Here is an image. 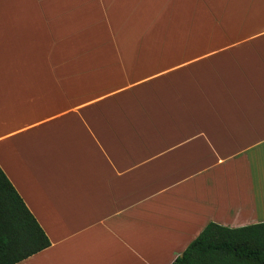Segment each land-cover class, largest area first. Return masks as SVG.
<instances>
[{
	"label": "crops",
	"instance_id": "crops-1",
	"mask_svg": "<svg viewBox=\"0 0 264 264\" xmlns=\"http://www.w3.org/2000/svg\"><path fill=\"white\" fill-rule=\"evenodd\" d=\"M0 169L49 240L16 264L264 221V0H0Z\"/></svg>",
	"mask_w": 264,
	"mask_h": 264
},
{
	"label": "trees",
	"instance_id": "trees-1",
	"mask_svg": "<svg viewBox=\"0 0 264 264\" xmlns=\"http://www.w3.org/2000/svg\"><path fill=\"white\" fill-rule=\"evenodd\" d=\"M48 245L0 169V264H16ZM169 264H264V221L238 227L209 221Z\"/></svg>",
	"mask_w": 264,
	"mask_h": 264
},
{
	"label": "bare ground",
	"instance_id": "bare-ground-1",
	"mask_svg": "<svg viewBox=\"0 0 264 264\" xmlns=\"http://www.w3.org/2000/svg\"><path fill=\"white\" fill-rule=\"evenodd\" d=\"M67 263L71 264V262H69V261Z\"/></svg>",
	"mask_w": 264,
	"mask_h": 264
}]
</instances>
